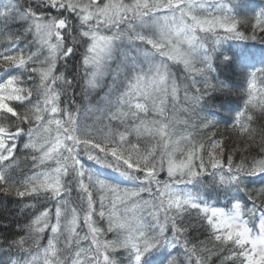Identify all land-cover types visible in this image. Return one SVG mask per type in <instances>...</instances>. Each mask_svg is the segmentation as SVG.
I'll use <instances>...</instances> for the list:
<instances>
[{
	"label": "snow or ice",
	"instance_id": "6c2138e0",
	"mask_svg": "<svg viewBox=\"0 0 264 264\" xmlns=\"http://www.w3.org/2000/svg\"><path fill=\"white\" fill-rule=\"evenodd\" d=\"M0 264H264V3L0 0Z\"/></svg>",
	"mask_w": 264,
	"mask_h": 264
},
{
	"label": "trees",
	"instance_id": "16d2710c",
	"mask_svg": "<svg viewBox=\"0 0 264 264\" xmlns=\"http://www.w3.org/2000/svg\"><path fill=\"white\" fill-rule=\"evenodd\" d=\"M255 3H256L257 5H260V4L264 3V0H255Z\"/></svg>",
	"mask_w": 264,
	"mask_h": 264
}]
</instances>
